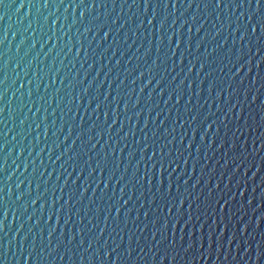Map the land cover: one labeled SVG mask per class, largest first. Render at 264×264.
I'll return each mask as SVG.
<instances>
[{
	"label": "water",
	"instance_id": "water-1",
	"mask_svg": "<svg viewBox=\"0 0 264 264\" xmlns=\"http://www.w3.org/2000/svg\"><path fill=\"white\" fill-rule=\"evenodd\" d=\"M0 264H264V3L2 0Z\"/></svg>",
	"mask_w": 264,
	"mask_h": 264
},
{
	"label": "snow or ice",
	"instance_id": "snow-or-ice-1",
	"mask_svg": "<svg viewBox=\"0 0 264 264\" xmlns=\"http://www.w3.org/2000/svg\"><path fill=\"white\" fill-rule=\"evenodd\" d=\"M74 2H75V0H74ZM80 2H81V4H83L84 0H80ZM0 3H2V0H0ZM222 3H223V0H215V6L216 7H220L222 5ZM256 3H257V9H259L260 5L262 3H264V0H256ZM145 4L147 6L148 0H145ZM77 6H79V5H77ZM21 7H23V4L21 5ZM149 23H151V21H149ZM161 27H163V24H161ZM109 179H111V177Z\"/></svg>",
	"mask_w": 264,
	"mask_h": 264
}]
</instances>
